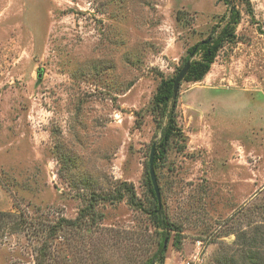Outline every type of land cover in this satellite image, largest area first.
I'll return each instance as SVG.
<instances>
[{
    "label": "rangeland",
    "instance_id": "1",
    "mask_svg": "<svg viewBox=\"0 0 264 264\" xmlns=\"http://www.w3.org/2000/svg\"><path fill=\"white\" fill-rule=\"evenodd\" d=\"M250 3L252 21L238 4L235 44L178 89L184 141L154 170L183 235L165 264H216L235 254L228 233L264 224V0ZM225 12L217 0H0V212L13 214L0 264H39L44 250L42 264H141L155 253L154 228L126 199L101 201L84 228L61 220L117 182L150 202L152 98Z\"/></svg>",
    "mask_w": 264,
    "mask_h": 264
},
{
    "label": "trees",
    "instance_id": "2",
    "mask_svg": "<svg viewBox=\"0 0 264 264\" xmlns=\"http://www.w3.org/2000/svg\"><path fill=\"white\" fill-rule=\"evenodd\" d=\"M217 2L226 7L225 14L219 19L218 24L212 27L206 40L196 43L187 50V56L184 58L182 66L176 69V73L160 80L152 98L150 112L156 120L157 130L160 132L153 162V170L155 171L166 158L169 148L177 142L184 141L182 131L177 125V96H173V82L177 74L190 57L195 55L196 59L190 61L189 69L182 82L194 84L203 81L219 51L225 46L235 44L237 40L236 30L241 21V10L238 4L243 6L244 13L251 21L253 19V8L250 0H217ZM63 162L67 163L65 157H63ZM146 186L150 197V202L147 205L137 199L133 186L126 182H117L107 192L98 193L94 190L87 200L88 204L79 211L75 220H61L64 222L63 226L75 229L84 228L86 223H90L88 220L94 219L95 207L101 201L119 203L126 199L130 207L147 216L157 236L155 253L141 264H165L168 244L171 242L172 247L178 250L183 241L182 230L167 219L161 205V199L158 200L154 193L148 171L146 173ZM12 216L11 213L0 212V230L10 222ZM228 235L234 236L235 254L230 257V251H223L215 258L216 264H264L263 223L250 226L249 230H238L228 233ZM46 251L40 252L39 264H42L46 259Z\"/></svg>",
    "mask_w": 264,
    "mask_h": 264
},
{
    "label": "water",
    "instance_id": "3",
    "mask_svg": "<svg viewBox=\"0 0 264 264\" xmlns=\"http://www.w3.org/2000/svg\"><path fill=\"white\" fill-rule=\"evenodd\" d=\"M190 66V61H188L184 67L180 70V72L177 74L174 82H173V96L176 97L178 94V89L179 86L184 78V76L186 75L188 69ZM40 78V76H39ZM155 152H156V144H153L151 146V150H150V154H149V159H148V172H149V176H150V180L154 189V193L157 197V199L159 200L160 196H159V189L157 187V181H156V177L154 174V170H153V162H154V156H155Z\"/></svg>",
    "mask_w": 264,
    "mask_h": 264
}]
</instances>
